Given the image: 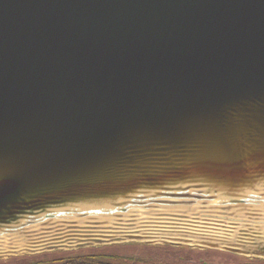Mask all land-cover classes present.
Listing matches in <instances>:
<instances>
[{
  "label": "water",
  "instance_id": "obj_1",
  "mask_svg": "<svg viewBox=\"0 0 264 264\" xmlns=\"http://www.w3.org/2000/svg\"><path fill=\"white\" fill-rule=\"evenodd\" d=\"M129 245L264 261V0H0V260Z\"/></svg>",
  "mask_w": 264,
  "mask_h": 264
},
{
  "label": "rangeland",
  "instance_id": "obj_2",
  "mask_svg": "<svg viewBox=\"0 0 264 264\" xmlns=\"http://www.w3.org/2000/svg\"><path fill=\"white\" fill-rule=\"evenodd\" d=\"M138 247L139 250L131 249V248H125V247ZM152 246H138V245H129V246H106V247H98V248H89V249H80L77 251H71V252H65V253H78L80 251H84L86 253H93L96 251H103V252H116L120 254H129L131 256H134L133 254H138L141 255L142 257L146 256L147 259L152 260L151 263L155 264H203V262H196V263H188L187 259L182 258L184 255V251L187 252H214L215 254L222 253L224 255H231L235 256L234 260L231 262H227V264H236V260L238 261L237 257L243 258L238 255H234L231 253H226L218 250H189L187 248H178V247H172V246H162V247H154V248H165L164 251H159V250H150ZM58 253H47L41 254V255H36V256H42L44 255L45 257H52L54 255H58ZM35 259V256H28V257H18V258H11L8 260H0V264H23L27 262H31L32 260ZM244 259V258H243ZM258 264H264V261H258ZM214 263V262H213ZM216 264V263H214Z\"/></svg>",
  "mask_w": 264,
  "mask_h": 264
},
{
  "label": "trees",
  "instance_id": "obj_3",
  "mask_svg": "<svg viewBox=\"0 0 264 264\" xmlns=\"http://www.w3.org/2000/svg\"><path fill=\"white\" fill-rule=\"evenodd\" d=\"M125 248L139 250L138 247L133 246ZM152 249L164 251L165 248L160 249L152 247L150 250ZM133 255L134 256L116 252H103L101 250L93 253L80 251L78 253H60L52 257H45L44 255L35 256L34 260L23 264H155L151 263L152 260L147 259L146 256L142 257L138 254Z\"/></svg>",
  "mask_w": 264,
  "mask_h": 264
},
{
  "label": "flooded vegetation",
  "instance_id": "obj_4",
  "mask_svg": "<svg viewBox=\"0 0 264 264\" xmlns=\"http://www.w3.org/2000/svg\"><path fill=\"white\" fill-rule=\"evenodd\" d=\"M235 257V256H234ZM234 257L231 255H224L222 253L215 254L214 252H187L184 251V255L182 258L187 259L188 263H196L203 262V264H227V262H231L234 260ZM236 264H258V261L255 260H247L240 257H237ZM214 262V263H213Z\"/></svg>",
  "mask_w": 264,
  "mask_h": 264
}]
</instances>
